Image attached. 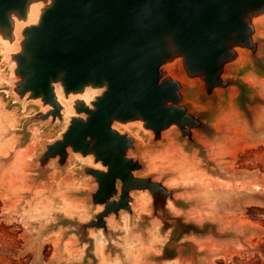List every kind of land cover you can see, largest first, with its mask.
Listing matches in <instances>:
<instances>
[{
	"label": "clouds",
	"instance_id": "1",
	"mask_svg": "<svg viewBox=\"0 0 264 264\" xmlns=\"http://www.w3.org/2000/svg\"><path fill=\"white\" fill-rule=\"evenodd\" d=\"M169 3L143 0L129 35L100 55L129 62L134 97L155 66V87L174 86L158 111L179 118L113 117L107 141L85 135L86 147L69 136L76 121L88 125L111 81L92 75L70 89L57 71L40 88L26 56V30L39 23L17 34L9 14L0 31V264H264V0L227 30L232 0H175L185 17L216 9L194 50L169 22ZM73 95L87 111L66 109Z\"/></svg>",
	"mask_w": 264,
	"mask_h": 264
},
{
	"label": "water",
	"instance_id": "2",
	"mask_svg": "<svg viewBox=\"0 0 264 264\" xmlns=\"http://www.w3.org/2000/svg\"><path fill=\"white\" fill-rule=\"evenodd\" d=\"M36 3L41 4L39 27L33 26L26 30L32 33L26 56L28 70L35 69L42 77L38 86L47 89L48 78L57 71L67 74L70 89L87 82L92 75L97 77V82L104 79L111 81L110 93L99 101L98 110L92 114L88 125L82 128L80 121L75 122L69 136L72 143L86 147L83 138L92 135L103 144L108 139L110 119H126L133 112L144 113L154 121L179 118L178 114L169 117L167 112L158 111L161 98L170 97L174 86L169 82L165 88L155 87L158 79L155 66L145 73L143 88L146 91L140 97H134L132 93L137 81L129 71V62L112 65L107 57L100 55L102 50L129 35V25L142 7L143 0H54V4L49 7H45L47 0H0V31L5 30L4 25L8 24L10 13H16L18 22L29 21L31 7ZM257 5L258 0H232L225 29L239 27L242 14ZM166 11L170 23H181V38L193 50L201 25L212 23L217 15L214 5H210L199 16L190 13L185 17L184 10L176 5L175 0H170ZM143 42L144 38L140 37L136 44L139 46ZM171 66H165L162 71L171 72ZM188 67L196 71L200 65L190 59ZM206 67L210 74L215 70L213 57L208 59ZM72 97L64 101L70 103L71 107L75 104L79 111H87L82 103L77 99L72 100ZM116 126L123 131L129 130L127 125H119V122ZM135 186V181L127 182L126 199L133 195L127 189ZM148 187L153 192L159 191L154 185ZM105 188L106 191L111 189V181L105 182Z\"/></svg>",
	"mask_w": 264,
	"mask_h": 264
},
{
	"label": "bare ground",
	"instance_id": "3",
	"mask_svg": "<svg viewBox=\"0 0 264 264\" xmlns=\"http://www.w3.org/2000/svg\"><path fill=\"white\" fill-rule=\"evenodd\" d=\"M40 8H41V4H33L32 7H31V11H30V16H29V23H34V22H38V19H39V14H40ZM25 27L24 23L23 22H18L17 21V28H16V32L17 34H19V32ZM173 66H171L170 69H172ZM77 99L76 96H73L72 97V100H75ZM63 104L65 105L66 109H71V104L64 101L63 100Z\"/></svg>",
	"mask_w": 264,
	"mask_h": 264
},
{
	"label": "rangeland",
	"instance_id": "4",
	"mask_svg": "<svg viewBox=\"0 0 264 264\" xmlns=\"http://www.w3.org/2000/svg\"><path fill=\"white\" fill-rule=\"evenodd\" d=\"M135 193H133V195H134Z\"/></svg>",
	"mask_w": 264,
	"mask_h": 264
}]
</instances>
